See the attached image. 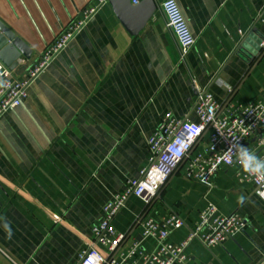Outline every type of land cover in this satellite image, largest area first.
I'll return each instance as SVG.
<instances>
[{"label":"crops","instance_id":"crops-1","mask_svg":"<svg viewBox=\"0 0 264 264\" xmlns=\"http://www.w3.org/2000/svg\"><path fill=\"white\" fill-rule=\"evenodd\" d=\"M120 1L125 11L149 1L153 14L132 32L109 0L22 105L0 119V264H77L104 207L148 167L147 141L162 117L188 115L196 86L223 106L256 103L264 95V0H174L196 41L185 59L159 9L164 0ZM97 3L0 0V23L31 51L14 75L25 78L59 32ZM190 119L198 122L194 114ZM208 139L204 135L192 155ZM246 147L264 156L255 137ZM185 167L149 207L129 198L113 222L127 234L119 252L142 239V217L161 221L177 214L185 227L169 240L181 243L211 202L223 215L238 213L246 227L211 250L192 242L191 264H264V201L251 183L237 180L239 167H223L210 194L185 177ZM154 249L152 239L143 241L144 252Z\"/></svg>","mask_w":264,"mask_h":264},{"label":"built area","instance_id":"built-area-1","mask_svg":"<svg viewBox=\"0 0 264 264\" xmlns=\"http://www.w3.org/2000/svg\"><path fill=\"white\" fill-rule=\"evenodd\" d=\"M108 2L98 0L97 5L84 8L38 56L25 78H17L14 70L0 65V119L22 105L33 83ZM159 9L176 40L181 58L185 59L196 43L186 19L174 0L160 2ZM196 91L197 102L183 119L175 118L172 113L162 117L155 133L147 141L150 153L148 167L141 171L137 180L128 182L124 193L116 195L104 207V219L93 229V243L81 253L77 264H191L187 249L192 242L198 241L211 250L244 231L246 223L243 217L238 213L223 215L210 202L181 243L174 244L169 240L174 231L185 227L177 214L171 213L161 221L142 217L139 220L142 239L133 242L126 253L119 252L127 234L118 233L113 222L129 198H139L149 207L183 163H186L185 177L204 185L208 189L207 194L211 193L213 180L223 167L237 165V180L251 183L255 194L264 201V177L246 173L237 162L235 149L228 151L237 142L246 146L253 137L257 147L264 150V95L256 103L223 106L208 90L196 86ZM228 92L231 93L232 89ZM192 114L196 115L198 122L190 119ZM204 135L209 139L203 151L192 155ZM259 158L264 159V156ZM146 239L155 242L151 253L142 250Z\"/></svg>","mask_w":264,"mask_h":264},{"label":"water","instance_id":"water-1","mask_svg":"<svg viewBox=\"0 0 264 264\" xmlns=\"http://www.w3.org/2000/svg\"><path fill=\"white\" fill-rule=\"evenodd\" d=\"M112 3L126 27L132 32L139 31L153 14V5L149 1L140 4L138 9L132 11H125L120 0H112ZM30 54L28 47L0 23V62L13 71L18 61L22 57L29 58ZM263 57L264 51L259 60Z\"/></svg>","mask_w":264,"mask_h":264},{"label":"clouds","instance_id":"clouds-1","mask_svg":"<svg viewBox=\"0 0 264 264\" xmlns=\"http://www.w3.org/2000/svg\"><path fill=\"white\" fill-rule=\"evenodd\" d=\"M233 149H235L237 162L242 165L246 173L264 177V159L257 157L252 151L239 142L231 145L228 151H232ZM4 226L6 228L8 227L7 224Z\"/></svg>","mask_w":264,"mask_h":264}]
</instances>
